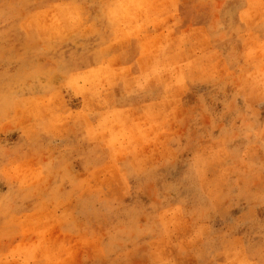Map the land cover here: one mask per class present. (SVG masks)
I'll return each instance as SVG.
<instances>
[{"label": "rangeland", "instance_id": "374dc122", "mask_svg": "<svg viewBox=\"0 0 264 264\" xmlns=\"http://www.w3.org/2000/svg\"><path fill=\"white\" fill-rule=\"evenodd\" d=\"M262 124V0H0V264H249Z\"/></svg>", "mask_w": 264, "mask_h": 264}, {"label": "clouds", "instance_id": "9594fccd", "mask_svg": "<svg viewBox=\"0 0 264 264\" xmlns=\"http://www.w3.org/2000/svg\"><path fill=\"white\" fill-rule=\"evenodd\" d=\"M264 2V0H262ZM248 135H254L257 139L264 138V124H262L257 130L249 132ZM261 143L264 144V139H261ZM193 246H195V241H193ZM132 252V249H123L119 253V259L117 261V264H127V260L124 259V257H127L129 253ZM164 252L163 246L153 248L152 249V264H176L175 261H170L166 259H162V254ZM104 249L101 248L98 251V255L103 256ZM258 259H254L249 262V264H264V248H261V250L258 253ZM197 264H209L208 261L205 259H201L200 257H197Z\"/></svg>", "mask_w": 264, "mask_h": 264}]
</instances>
